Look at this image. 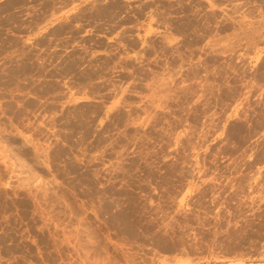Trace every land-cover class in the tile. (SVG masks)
<instances>
[{"label":"rangeland","instance_id":"obj_1","mask_svg":"<svg viewBox=\"0 0 264 264\" xmlns=\"http://www.w3.org/2000/svg\"><path fill=\"white\" fill-rule=\"evenodd\" d=\"M91 45L44 59L88 61L84 86L107 77L105 44ZM26 104L0 100V264H264V140L240 164L211 149L160 165V134L137 140L105 102Z\"/></svg>","mask_w":264,"mask_h":264},{"label":"crops","instance_id":"obj_2","mask_svg":"<svg viewBox=\"0 0 264 264\" xmlns=\"http://www.w3.org/2000/svg\"><path fill=\"white\" fill-rule=\"evenodd\" d=\"M97 40L107 77L84 86L88 61L44 59ZM0 100L105 102L107 122L126 113L137 140L160 134V165L211 149L241 150L219 154L223 166L246 162L264 140V0H0Z\"/></svg>","mask_w":264,"mask_h":264}]
</instances>
